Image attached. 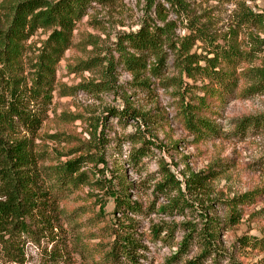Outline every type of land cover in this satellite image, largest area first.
Returning <instances> with one entry per match:
<instances>
[{
    "label": "rangeland",
    "instance_id": "obj_1",
    "mask_svg": "<svg viewBox=\"0 0 264 264\" xmlns=\"http://www.w3.org/2000/svg\"><path fill=\"white\" fill-rule=\"evenodd\" d=\"M19 1L0 0V27ZM142 27L158 34L161 50L141 52L130 45L129 35ZM200 33L238 49L231 60L240 81L233 97L208 114L219 134L199 140L187 129L184 108L204 95L209 80L201 68L208 67L207 59L217 57L208 40L197 38ZM48 34L39 30L28 44L39 48ZM224 51L226 58L233 50ZM127 55L141 58L140 70L126 63ZM220 60L216 70L233 67ZM261 68L264 0L93 2L58 66L46 118L34 136L41 167L62 213L53 232L38 229L14 239L24 246L23 264H98L109 249L112 236L106 226L113 218V199L106 197L102 216L98 190L61 187L53 172L54 166L80 156L103 158L98 165L85 162L82 171L103 169L108 179L124 168L130 197L144 208L141 215L131 216L146 245L148 264H183L198 258L203 251L199 235L180 259L169 263L191 232L188 228L193 225L202 232L204 213L222 228L215 252L202 264H264V254L243 243L253 242V237L264 239V218L253 215L264 209V196L258 197L257 205L243 206L236 225L229 224L227 206L220 201L264 188V131H239L243 119L264 115V91L248 89L252 70ZM138 149L144 152L139 160L133 157ZM213 166L219 174L208 188L185 189L189 176ZM166 174L182 182L190 206L181 213L163 209L168 197L157 191V185ZM212 202L211 211L202 207ZM158 226L165 229L159 237L154 234ZM4 263L7 255L0 242V264Z\"/></svg>",
    "mask_w": 264,
    "mask_h": 264
},
{
    "label": "trees",
    "instance_id": "obj_2",
    "mask_svg": "<svg viewBox=\"0 0 264 264\" xmlns=\"http://www.w3.org/2000/svg\"><path fill=\"white\" fill-rule=\"evenodd\" d=\"M112 1L21 0L13 7L7 24L0 27V242L10 264H23L25 261L24 246L21 241L15 242V238L34 234L38 229L53 232L62 213L59 200L48 185L41 167L42 156L34 136L46 118L47 106L51 103L56 85L57 69L73 44L77 24L88 14L93 2L105 4ZM39 30L49 31V34L41 46L36 48L29 45L28 41ZM202 35L200 33L197 38L207 41L208 38ZM128 39L135 50H161L158 34L149 28L142 27L137 33L130 34ZM206 43L217 56L215 59H207L208 67L201 68L200 73L209 82L197 104H187L184 108L187 129L199 140L219 134V128L208 114L214 112V107L222 106L229 97H233L240 81L234 70L235 60H231L234 50L238 49L220 45L213 40ZM224 50L233 51H229L228 57L223 58ZM126 57V63L134 64L135 71L140 70L141 58ZM220 58L233 67L230 70H216V67H221ZM159 60L162 61V57ZM252 72L253 83L248 89L264 91V68L253 69ZM251 128L264 131V115L247 117L239 124V131L246 132ZM143 154L138 149L133 157L139 160ZM85 162L98 165L105 161L101 157L80 156L54 166L53 172L61 187L75 189L89 186L101 192L95 195L101 204L102 216H105L106 197L114 201L113 218L106 226L112 241L98 264H148L144 254L146 245L140 237L135 218L131 216L141 215L144 208L130 197V184L123 174L124 168H117V173L108 179L103 169L94 173L82 171ZM218 171L213 166L207 171L192 174L185 181V189L204 191L219 174ZM157 191L168 197L164 210L181 213L190 206L182 182L171 174L165 175L163 182L157 185ZM260 196H264V188H256L229 200H220L227 206L229 224L239 223L243 206L252 202L257 205L261 201V198L258 199ZM212 204L202 207L211 211ZM119 213L121 218H118ZM253 215L264 218V209L255 211ZM202 221V232H198L193 225V228H188L191 232L186 235L180 250L169 259V263L180 259L197 235L200 236L203 251L198 258L183 264H202L206 257L215 252L214 245L222 228L221 223L206 213ZM164 230L158 226L154 234L159 237ZM243 243L264 254V239L253 237V242L247 239Z\"/></svg>",
    "mask_w": 264,
    "mask_h": 264
}]
</instances>
